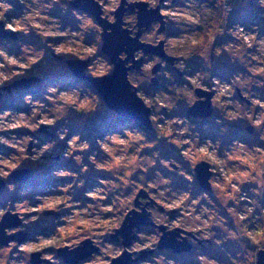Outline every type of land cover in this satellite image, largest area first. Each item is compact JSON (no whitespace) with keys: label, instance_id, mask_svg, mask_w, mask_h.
Instances as JSON below:
<instances>
[{"label":"clouds","instance_id":"clouds-1","mask_svg":"<svg viewBox=\"0 0 264 264\" xmlns=\"http://www.w3.org/2000/svg\"><path fill=\"white\" fill-rule=\"evenodd\" d=\"M74 3L0 0V30L18 37L0 40V92L22 105L0 108V264H64L59 253L85 243L79 264H261L264 0H92L98 16ZM142 6L157 14L150 25L140 22ZM237 10L244 20L233 18ZM117 24L139 45L117 59L150 131L122 120L89 83L116 72L103 49ZM74 62L88 80L71 71ZM21 78L42 91H6ZM200 103L209 119L185 114ZM109 121L119 123L105 131ZM234 124L252 137L231 136ZM43 125L52 138L40 135ZM57 156L71 166H55ZM201 165L207 188L197 181ZM22 168L33 178L18 184ZM34 206L43 210L32 214ZM7 216L19 223L5 225ZM137 216L146 222L131 224ZM173 236L187 248L162 246Z\"/></svg>","mask_w":264,"mask_h":264},{"label":"water","instance_id":"water-1","mask_svg":"<svg viewBox=\"0 0 264 264\" xmlns=\"http://www.w3.org/2000/svg\"><path fill=\"white\" fill-rule=\"evenodd\" d=\"M80 1H84L82 6H78V3ZM73 5L75 7H79L83 11L89 12L92 15L98 16L99 14V9L96 7L95 4L92 3V0H76ZM157 18H158L157 14L155 12L144 11L142 6L141 16H140V22L142 25H150L152 21ZM0 35L4 38L12 37L15 40L17 39V36L11 33H5L2 30H0ZM105 40H106V44L103 51L105 52V54L111 57L113 62L116 63L117 65L116 72L113 74L112 77L106 80H98V81L89 80V81L96 88V90L101 93V95L104 97V100L106 101L110 109L114 110L116 113H118L123 117L136 119L137 121L141 122L146 128L151 130V125L148 121L147 110L144 108L142 103L136 98L135 94L129 91L128 86L123 78V65L117 59L119 53L125 49L126 45L129 50V54H131V50L133 48L138 47L139 45L136 43V41L130 40L126 32L120 30L119 24L113 26L112 34L110 36L106 35ZM84 67L85 66L80 62H74L69 64V68L76 76L88 80V78L84 74ZM35 80H36L35 78H26V80L18 81L16 85H20L22 87H29L31 85V82ZM157 84L158 82H154V85ZM188 112L192 115H199L202 117H206L212 113V110L207 103H200L197 104L194 108L189 109ZM207 177H208L207 166L201 165L198 169L197 180L203 188H207ZM10 217L12 216H7L5 218V225L7 226H11L15 224V223L11 224L8 221ZM144 222H146V218L141 216H137L135 217V219L130 221L131 224H140ZM0 232H2V226H0ZM124 233L128 235L130 238V229L127 226H125ZM162 246L173 247L175 250L178 249L174 236L170 238L166 237ZM68 253L69 252L67 250H64L59 254L65 260H68V262H73L75 257L69 258L67 256ZM76 253H77L76 256H78L77 251ZM36 254L37 253L33 255ZM38 260L39 259L37 257L35 262H38ZM124 261H126L127 264V259L120 261L119 264L124 263ZM261 264H264V255L261 256Z\"/></svg>","mask_w":264,"mask_h":264},{"label":"rangeland","instance_id":"rangeland-1","mask_svg":"<svg viewBox=\"0 0 264 264\" xmlns=\"http://www.w3.org/2000/svg\"><path fill=\"white\" fill-rule=\"evenodd\" d=\"M76 1V0H75ZM73 7H75L74 5H72ZM78 9H80L79 7H76ZM82 10V9H80ZM83 11V10H82ZM234 19L236 20H244L246 18V14L244 12H242L241 10H237L236 13H234ZM169 31H175V29L172 27V26H169ZM18 38V37H17ZM60 37H56V36H53V37H49V39H59ZM2 39H9V40H12V41H15V39H13L12 37H9V38H4L0 35V40ZM193 65H198V61H193L192 62ZM217 66L218 68H221L223 69L224 68V62L223 61H219L217 62ZM219 74L221 75H227L226 72L224 71H221ZM78 77V76H77ZM80 78V77H79ZM82 79V78H80ZM22 80H26V78H21L17 81H15L12 85L9 86V88L6 89V91L8 90H11L12 88H16V89H21L23 91H30V92H33V93H36L38 94L39 92L42 91V87L40 86V82L38 80H35V81H32L31 82V85L29 87H22L20 85H17V87H14V84L16 85L18 83V81H22ZM90 83V82H89ZM92 85V84H91ZM158 85V84H157ZM157 85H153L154 87L157 86ZM93 86V85H92ZM94 87V86H93ZM95 88V87H94ZM11 92V91H10ZM9 92V93H10ZM3 107H13V108H16V109H20L22 107V105L18 102V100L14 97H12L11 95H9L8 97H5L3 95V92H0V108H3ZM109 107V106H108ZM187 115H189L190 117L192 118H196V116H193L191 114L188 113V111H186ZM120 118L122 120H128V121H131L133 123H136L140 126H142L143 128L147 129L150 131V129L146 128L141 122L137 121L136 119H132V118H128V117H123L121 115H119ZM212 116V113L209 114L208 116L206 117H202V116H197V117H202L204 119H209L210 117ZM96 118H99V114L97 115V117H93L91 119H96ZM119 123V121H109L106 123V127H105V131H111L113 130L115 127H116V124ZM49 127H51L50 125H43L42 126V129L40 130V135H43V136H46V137H49V138H52L54 133L49 129ZM81 129L79 128H74V131H79ZM9 131H19L18 129H11ZM230 135L231 136H235V137H241V138H251L252 137V131L249 132V130H247V128H245L244 126H242L241 124H234L232 125V128H231V131H230ZM54 165L55 166H64V167H69L71 166V162L70 161H63L61 160L58 156L54 158ZM33 178V171L30 169V168H22V169H19L17 170L14 175L12 176V179L14 181H16L18 184H23V183H26V182H29L30 180H32ZM198 181V180H197ZM48 179L45 175V173H39L38 174V177H37V181H36V186L37 187H43L45 185H47L48 183ZM90 182H91V176H90ZM3 184L0 183V187H2ZM202 187V186H201ZM43 209L39 208V207H33V213L32 214H35V212H38V211H42ZM174 211V210H173ZM11 224L12 223H15L11 226H14L16 224H18V220H16L15 217H10V219L8 220ZM22 234H20L18 237H16L17 239H23ZM46 250V249H44ZM38 251L40 250H37L36 252H34L33 254L37 253ZM60 255V254H59ZM77 255L76 252H69L67 254V256L70 258H74L75 256ZM61 256V255H60ZM64 260V264H69L68 260ZM35 264H39V260L38 262H35Z\"/></svg>","mask_w":264,"mask_h":264},{"label":"flooded vegetation","instance_id":"flooded-vegetation-1","mask_svg":"<svg viewBox=\"0 0 264 264\" xmlns=\"http://www.w3.org/2000/svg\"><path fill=\"white\" fill-rule=\"evenodd\" d=\"M83 3H84V1H80L79 3H78V6H82L83 5ZM5 38H9V37H5ZM83 80H86V79H84V78H82ZM90 82V81H89ZM91 83V82H90ZM14 87H17V85H14ZM96 89V88H95ZM11 90H8V92H10ZM187 111H189V109L187 110ZM189 113V112H188ZM190 114V113H189ZM192 115V114H191ZM193 116H199V115H193ZM135 120V119H134ZM247 130H249V132H251L252 131V129L251 128H247ZM3 189V186L2 187H0V190H2ZM19 222V221H18ZM22 236V238H24V234H22L21 235ZM168 247V246H167ZM170 248H172L174 251H176V252H182L184 249H186L187 248V244H185V245H179V244H177V248L178 249H174L173 247H170ZM91 249H90V245H88L87 243H85V245L81 248V249H79V250H77V252H78V256H75V259H74V261L73 262H69V264H79V261L82 259V258H84L87 254H88V252L90 251ZM122 264H126V261H124V263H122Z\"/></svg>","mask_w":264,"mask_h":264}]
</instances>
